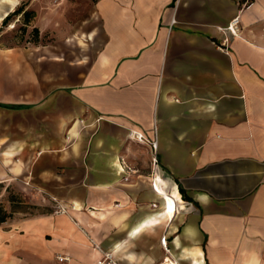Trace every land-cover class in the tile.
<instances>
[{"label": "crops", "instance_id": "obj_1", "mask_svg": "<svg viewBox=\"0 0 264 264\" xmlns=\"http://www.w3.org/2000/svg\"><path fill=\"white\" fill-rule=\"evenodd\" d=\"M98 14L88 53L51 52L44 79L42 58L0 57V185L63 209L0 224V264H264V0Z\"/></svg>", "mask_w": 264, "mask_h": 264}, {"label": "rangeland", "instance_id": "obj_2", "mask_svg": "<svg viewBox=\"0 0 264 264\" xmlns=\"http://www.w3.org/2000/svg\"><path fill=\"white\" fill-rule=\"evenodd\" d=\"M100 1L17 0L14 10L21 7L23 10L34 12V16L28 24L24 23L22 14L11 16L10 20L3 25L2 20H0V57H3L5 49L17 47L24 52L28 63L38 64L42 58L45 63L36 65L42 79L50 73V65L49 63L46 64L44 57H49L51 52L61 55L62 60L67 59L64 56L67 54L76 61L82 59L88 53L90 45L86 39L79 38L80 33L88 35L95 31V34H98L99 25L96 24L97 21L86 19L99 15ZM8 5V3L0 0V17L5 11H9ZM57 21L59 22L58 25L56 24ZM52 22H55L54 30H51ZM33 28H37L39 31L37 44L34 43ZM40 47L46 48L42 54ZM31 187V185H25L20 179L11 181L9 185H0V207L7 213L13 212L12 218L8 219L7 223L17 224L20 220L33 215L63 212L60 204H58L60 202L46 200L49 199L48 195ZM11 196L15 198L13 205L10 202ZM19 201L22 202V205L17 203Z\"/></svg>", "mask_w": 264, "mask_h": 264}, {"label": "trees", "instance_id": "obj_3", "mask_svg": "<svg viewBox=\"0 0 264 264\" xmlns=\"http://www.w3.org/2000/svg\"><path fill=\"white\" fill-rule=\"evenodd\" d=\"M19 14H22V16L24 17V23L25 24H28L30 22V20L33 18L34 16V12L32 11H26V10H23L21 7L20 8H17L16 10H14L12 13L8 14L6 17L3 18L2 20V25L3 24H6L11 16L13 15H19ZM32 33L35 37V41L34 43L37 44L38 43V36H39V31L37 28H33L32 30ZM178 185V191L182 197V200L186 201V202H192L185 194V191L183 190V188L181 187V185L177 184ZM14 197H10V202L13 203L15 202L14 201ZM19 205H22V202L19 201L17 202ZM13 213V212H12ZM12 213H7L5 212L1 207H0V224L6 222L8 219H11L12 218Z\"/></svg>", "mask_w": 264, "mask_h": 264}, {"label": "built area", "instance_id": "obj_4", "mask_svg": "<svg viewBox=\"0 0 264 264\" xmlns=\"http://www.w3.org/2000/svg\"><path fill=\"white\" fill-rule=\"evenodd\" d=\"M237 21L235 20L234 21V24L236 23ZM227 31H229L231 34H234L237 32V29L234 27L233 24H230L227 28H226ZM129 137L133 140H136L138 142H144L146 141L145 138L143 137L142 134L138 133V132H135V131H130L129 132ZM151 145L152 147H156V142H151ZM155 161V159H154ZM95 248L97 249H100V246H95ZM101 258L99 259V261L96 263V264H118V261L117 259L115 258L113 252L111 250H101ZM58 261L62 262V261H66L67 258L66 257H58L57 258Z\"/></svg>", "mask_w": 264, "mask_h": 264}, {"label": "bare ground", "instance_id": "obj_5", "mask_svg": "<svg viewBox=\"0 0 264 264\" xmlns=\"http://www.w3.org/2000/svg\"><path fill=\"white\" fill-rule=\"evenodd\" d=\"M2 2L8 3L12 7H14L17 4V0H2ZM3 15H5L4 17L7 16L6 14H3ZM1 17H0V19H1ZM173 197L181 204V200H180L179 194H178V192L176 190L173 191Z\"/></svg>", "mask_w": 264, "mask_h": 264}]
</instances>
